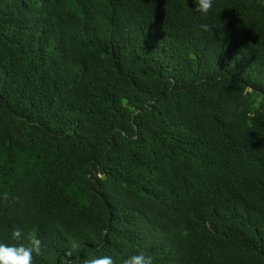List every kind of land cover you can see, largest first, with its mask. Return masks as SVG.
Returning a JSON list of instances; mask_svg holds the SVG:
<instances>
[{
  "label": "trees",
  "instance_id": "obj_1",
  "mask_svg": "<svg viewBox=\"0 0 264 264\" xmlns=\"http://www.w3.org/2000/svg\"><path fill=\"white\" fill-rule=\"evenodd\" d=\"M193 6L0 0V242L264 264V0Z\"/></svg>",
  "mask_w": 264,
  "mask_h": 264
},
{
  "label": "clouds",
  "instance_id": "obj_2",
  "mask_svg": "<svg viewBox=\"0 0 264 264\" xmlns=\"http://www.w3.org/2000/svg\"><path fill=\"white\" fill-rule=\"evenodd\" d=\"M192 12L202 17H207L213 10L214 0H193ZM202 30L208 29L207 24L199 26ZM12 237L18 243L6 244L0 242V264H33V254L41 255L44 248L43 241L35 234L27 237V242H22V230L15 229ZM73 247H77L75 244ZM155 257L144 251L130 254L122 258L121 264H154ZM83 264H116L111 255H96L89 253Z\"/></svg>",
  "mask_w": 264,
  "mask_h": 264
}]
</instances>
